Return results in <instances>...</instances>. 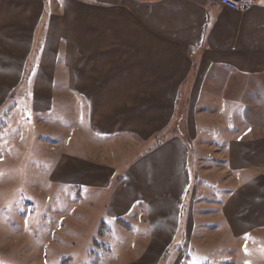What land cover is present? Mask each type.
I'll list each match as a JSON object with an SVG mask.
<instances>
[{"label":"crops","instance_id":"0c3cea01","mask_svg":"<svg viewBox=\"0 0 264 264\" xmlns=\"http://www.w3.org/2000/svg\"><path fill=\"white\" fill-rule=\"evenodd\" d=\"M225 72L264 78V0L244 12L220 0H0V95L20 91L48 113L54 94H73L79 120L100 139L143 144L114 188L117 170L101 159L77 158L75 170L64 171L77 187L113 188L119 214L141 205L152 237L181 227L192 147L210 115L199 99ZM182 94L193 110L187 137L170 134ZM257 98L235 101L246 132L224 137L222 150L235 188L219 220L237 240L264 234V97Z\"/></svg>","mask_w":264,"mask_h":264},{"label":"rangeland","instance_id":"374dc122","mask_svg":"<svg viewBox=\"0 0 264 264\" xmlns=\"http://www.w3.org/2000/svg\"><path fill=\"white\" fill-rule=\"evenodd\" d=\"M205 87L199 103L210 115L192 147L193 186L181 227L169 229L168 237L150 235L152 223L141 205L126 215L110 205L122 170L145 152L143 144L128 137L100 139L87 119L79 120L73 94H54L48 113L33 110L20 91L0 95V264H264V234L225 237L219 220L223 199L235 188L222 153L224 137L246 132L238 127L235 101L263 98L264 78L225 72ZM189 96L181 95L170 134L187 137ZM77 158L113 166V188L72 185L77 178L64 170L72 173Z\"/></svg>","mask_w":264,"mask_h":264},{"label":"built area","instance_id":"2783aa9c","mask_svg":"<svg viewBox=\"0 0 264 264\" xmlns=\"http://www.w3.org/2000/svg\"><path fill=\"white\" fill-rule=\"evenodd\" d=\"M220 3L231 10L244 12L252 9L256 0H220Z\"/></svg>","mask_w":264,"mask_h":264}]
</instances>
